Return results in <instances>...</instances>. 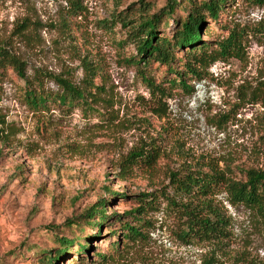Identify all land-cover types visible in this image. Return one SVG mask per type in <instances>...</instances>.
Masks as SVG:
<instances>
[{"label":"rangeland","instance_id":"rangeland-1","mask_svg":"<svg viewBox=\"0 0 264 264\" xmlns=\"http://www.w3.org/2000/svg\"><path fill=\"white\" fill-rule=\"evenodd\" d=\"M163 4L0 0V45L24 62L33 86L39 74L50 96L33 107L22 79L0 68V264H41L39 252L55 247V236L78 233L81 240L96 230L78 231L65 219L102 197L106 213L121 214L134 205L127 195L138 191L159 194L161 206L146 214L141 238L121 240L115 249V236L101 225L102 235L89 240L86 252L77 254L72 244L55 264H264V223L229 204L223 192L213 197L228 216L225 237L195 244L181 242L172 209L160 196L174 194L170 170L228 166L236 178L247 168L264 170V91L261 101L249 93L260 82L264 88V3L232 0L217 24L205 21L201 38L210 44L228 28L240 29L244 55L217 60L201 79L186 80L190 92L168 85L172 75L164 66L132 59L129 28ZM159 26L158 35L169 34L170 26ZM84 66L93 72L90 84ZM142 74L167 93L152 92ZM53 77L82 88L83 97L56 102L53 95L62 89ZM138 149L155 153L153 163L124 167L123 159Z\"/></svg>","mask_w":264,"mask_h":264},{"label":"trees","instance_id":"trees-1","mask_svg":"<svg viewBox=\"0 0 264 264\" xmlns=\"http://www.w3.org/2000/svg\"><path fill=\"white\" fill-rule=\"evenodd\" d=\"M230 1L232 0H164L162 7L149 16L146 14L141 16L128 30L136 48V56L132 58L134 64L142 61V64L146 66L150 62H156L164 66L165 71L172 75L167 80L168 85H177L186 92H190L191 88L185 81L201 79L207 67L213 62L225 61L231 57L241 59L244 48L241 44L240 29L228 28L227 34L215 40L213 44L206 43L201 38V29L205 21L210 20L217 24L220 12H223L224 6ZM254 1L259 4L264 3V0ZM178 9L180 12L176 13ZM162 22L167 28L170 26L169 34H157L159 24ZM0 68L11 69L22 79L26 88L24 94L33 107L44 106L50 96L40 88L39 74L35 73L33 76L32 79L37 83L33 86L31 78L25 74L24 62L1 45ZM84 72L87 74L84 80L90 84L93 77L91 68L84 66ZM141 78L152 92L162 96L167 93V87L162 86L161 82L156 83L145 74H142ZM53 79L62 89L60 94L53 95L56 102L69 104L83 97L82 88L59 77H53ZM260 83L261 86L249 91L252 101L262 99L261 94L264 88L263 82ZM155 157L153 152L131 150L123 159L122 165L127 167L131 163L137 164L138 160L151 165ZM166 178L174 194L171 196L160 194V196L166 201L165 207L172 209L178 235L183 244L218 241L225 237L228 216L221 201L213 197V194L217 192H223L229 204L242 205L264 223V170L247 168L243 170L242 178H236L228 166L221 169L216 165H208L204 170L186 166L180 170H170ZM108 194L114 195L110 191ZM117 195L125 196L123 193ZM127 197L134 205L121 214L106 213L107 197H102L84 209L81 215L65 219V224L68 226L76 224L78 231H83V226L95 227L96 230L94 233L91 230L84 233L81 240L78 233L70 237L55 236L56 246L39 252L40 263L55 264L72 244L76 245L77 254L86 252L89 248V240L102 235L99 230L101 225H107L108 236H115L111 242V247L115 249L121 240L130 242L141 238L142 228L148 223V219H145L146 214L161 209L159 194L138 191L135 194H128ZM113 226H117L119 230H114ZM95 256L102 255L98 253Z\"/></svg>","mask_w":264,"mask_h":264}]
</instances>
